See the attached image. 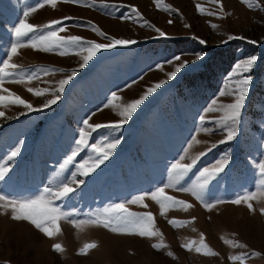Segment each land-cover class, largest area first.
<instances>
[{"label": "rangeland", "instance_id": "1", "mask_svg": "<svg viewBox=\"0 0 264 264\" xmlns=\"http://www.w3.org/2000/svg\"><path fill=\"white\" fill-rule=\"evenodd\" d=\"M250 2L252 7L241 0H160L159 6L155 0H83L81 4L56 0L55 7L44 4L24 17L35 0H0V61L7 58L16 42L14 29L20 19L41 26L61 20L65 30L58 35H77L104 44L111 41L92 31L93 25L107 36L135 41L101 50L58 93L57 103L48 107L43 105L52 98V91L37 97L28 88L54 89L69 73L46 75L39 70L53 66L74 69L82 62L81 57L75 52L61 56L58 51L22 47L10 60L23 66L21 76L39 72V78L21 82L18 76L3 83L2 88L8 91L0 90L5 96L19 95L34 109L0 105L5 113L0 116V166L9 168L0 179V193L22 199L39 195L46 188L56 191L64 183L73 192L54 201L71 217L58 221L61 232L51 238L30 222L11 218L10 208H0V264H264V214L260 211L264 192L257 187L262 179L258 165L264 161V0ZM157 28L165 35L161 36ZM176 55L180 60L173 61ZM252 55L257 57L250 73L252 80L233 126L235 135L227 140L228 129L217 123L223 113H205L204 109L213 100L217 101L215 106L234 100V96H221L220 92L228 93L235 86L240 78L234 72L235 65ZM184 61L190 63L169 79L168 74ZM161 80L166 83L150 93L121 128H101L92 133L89 145L102 144L105 138L119 140L99 167L86 176L77 167L95 157L91 147L61 167L76 149L84 119L90 124L118 122L123 119L118 114L120 105L138 99ZM113 92L121 99L113 101L116 107H105ZM201 116H205L204 121ZM204 128L212 131L204 132ZM17 148L15 159L8 161V155ZM201 152L204 155H199ZM181 156H185L181 163L199 158L177 186L171 165ZM220 161L223 170L203 190L205 201L214 204L209 210L179 188L196 184L204 168L211 169ZM169 184L172 186L165 187ZM158 187L191 207L185 210L183 205L169 202L161 215L160 205L150 195L141 203H125ZM249 190L256 194L249 201L252 211L243 202H231ZM118 203H125L130 211L152 212L155 228L168 247L159 251L152 247L161 241L160 236L117 234L91 223L72 224V220L87 221ZM173 219L189 223L173 226L169 223ZM201 234L217 255H205L206 249L195 250L201 246ZM225 240L246 247L226 244ZM93 242L96 247L87 249L86 254L79 252ZM57 243L63 252L53 250ZM183 245H190L191 250ZM168 251L175 258L167 255ZM253 252L259 255H251ZM241 254H247L243 261L230 259Z\"/></svg>", "mask_w": 264, "mask_h": 264}, {"label": "snow or ice", "instance_id": "2", "mask_svg": "<svg viewBox=\"0 0 264 264\" xmlns=\"http://www.w3.org/2000/svg\"><path fill=\"white\" fill-rule=\"evenodd\" d=\"M66 2L81 4L83 0H66ZM157 6H159L160 0H155ZM215 2H219V0H215ZM242 3H246L248 7H252L253 4L250 0H241ZM95 3V0H93ZM44 4H51L55 7L56 0H35V3L32 7L28 8L24 12V17H28L30 13L35 12L37 8L43 7ZM170 7V6H167ZM222 8V5H221ZM197 9L202 12L203 9L198 4ZM136 11V15L140 16L139 12ZM64 19H70L69 17H64ZM61 20H52L44 25H34L31 23H27L25 19H20L18 24L14 29V33L16 36V42L12 44L8 53H6L7 58L0 61V90L8 91L7 89H3L2 85L6 80L15 81L19 76L20 81L28 80L31 81L33 79L39 78V72H32L31 74L25 76H21L19 70L23 67L22 65H18L16 63H10V60L19 54L18 49L22 47H30L33 50L50 52V51H58L61 56H67L75 52V54L81 57L82 62L79 63L77 68L74 69H64L59 67H51V68H41L39 71L44 74L49 73H69L66 78L60 79L58 81V87L54 89H33L28 88V91L33 93L35 96L39 97L44 95L45 93L52 91V98L48 99L47 102L43 105V107H48L50 105L56 104L60 99L59 92H62L65 86L76 76L77 72L84 68L93 58L101 51L107 48L129 45L135 43L132 40L125 39H117L115 37L107 36L106 33L101 31L97 26H92V31L96 32L98 36L106 38L111 41L109 44L99 43L95 40H88L86 38L77 36V35H58L59 32H63L65 29L61 26ZM171 23V21H169ZM145 24H149L148 21H145ZM150 27H154V25H150ZM188 27V25H186ZM212 27H216V25H212ZM157 32L161 36H164L160 29H156ZM39 33V35H35ZM233 37H229L232 39ZM243 38V37H240ZM200 43H204L203 40ZM255 43V41H252ZM200 56H197L199 59ZM173 61L180 60V56L176 55L172 58ZM257 60L255 55L248 57L245 60L237 62L234 67V72L240 78L235 82V86L228 92L224 91L220 92L221 96L229 95L234 96V100L231 102H227L224 104L217 105V101L213 100L211 105L204 109L205 113H223L222 116L217 118V123L220 124L221 127L228 129L227 131V140L233 139L235 135L234 125L238 122L240 111L244 105L245 96L247 94L248 84L252 80V76L250 75L252 68ZM167 63H172V61H167ZM190 63L189 61H184L180 63L175 71L170 72L168 74L169 79L174 77L177 72H179L182 68L186 67V65ZM160 68V65H157ZM239 70V71H237ZM166 83V81L161 80L158 83L153 84L149 87L143 95H141L138 99H133L129 103L125 105H120L121 110L119 111V115L123 117L118 122L106 123V124H90L89 119L83 120V127L79 129V139L76 140V149L71 152L70 155L67 156V159L64 161V164L61 166L62 168L71 164L76 156L79 154V151H82L84 148L91 147L92 151L95 153V157H89L88 160L81 161V163L77 166L80 174L89 175L92 171H94L100 164H102L105 160L109 158L112 151L115 149L116 145L119 143L118 139L113 138L112 140H108L105 138V141L102 144L93 143L89 145V138L92 133L104 128L110 129L112 131H116L123 126L124 123L127 122V119L131 117L132 113L143 103V101L147 98V96L154 92L156 89L160 88L162 84ZM111 99H109L108 103L105 104V107L109 105H113V101L116 99H121L117 96V93L113 92L111 94ZM11 104V105H22L27 108L29 111L34 110L33 105L22 99L19 95L15 93H10L8 96L0 94V105ZM116 107V105H113ZM5 115L3 111H0V116ZM201 121L205 120V116L200 117ZM204 132H210L212 129L204 128L202 129ZM193 141H196V138H192ZM223 143L224 141H220ZM214 146V145H213ZM191 147V144L189 145ZM19 152V149H15L11 151L10 155H8V161L15 159ZM185 154H187V149H185ZM199 155H204L203 152L199 153ZM199 157L191 160V163H181L182 160L185 159V156H181L179 160L174 162L171 165V172L173 175V180L175 185L179 186L180 181L183 179L188 172L194 167ZM261 181L257 186L261 192H264V161H261L258 165ZM223 170V161L217 163V165L213 166L211 169L204 168L198 178V182L193 184L190 187H180L179 190L183 192H190L192 196H194L198 201L204 204V207L209 210L214 207V204L208 201H205L203 196V190L208 184L209 180L220 171ZM9 171L7 165L0 166V179H3L5 174ZM75 175V173L73 174ZM82 183V181H81ZM172 185H166L165 187H171ZM73 192V188L69 186L68 183H64L61 187H59L56 191H53L51 188H46L44 191L36 196H31L27 198H15L9 197L2 193H0V208H10L11 209V218L16 221H28L30 222L36 229H38L45 236L51 238L61 232V228L59 227L58 221L61 219L68 220L71 217L70 212H64L60 208L55 206L54 201L63 197L68 196L69 193ZM151 196V199L156 201L160 205L161 215L164 214L165 206L167 203H171L172 206L183 205L185 210L190 208L191 205L186 201L177 200L176 198L166 195L164 191V187H158L150 193H145L143 195L136 196L130 201H126L125 203L137 204L141 203L145 196ZM256 196L255 192L249 190L244 191L237 195V197L231 202L234 204L245 203L250 211L253 210V205L249 201L254 199ZM221 201H216V203H220ZM125 203L113 204L109 208H106L101 213H97L91 216L87 221H76L72 220V224L74 226H79L84 223H91L94 225H99L104 227L105 229L110 230L113 233L117 234H125V235H138L140 237H156L160 236L161 241L158 243H153L152 247L159 251L161 249L167 248L168 246L162 240V233L159 229L155 228V221L152 212H134L130 211ZM147 207V205H143ZM261 214H264V208L260 209ZM173 226L176 225H184L189 223V221H177L175 219L169 221ZM226 244H230L238 247H246L245 245H241L238 242H234L231 240H225ZM201 246L196 247L197 252H201L202 249H206L204 252L205 255H217L207 244L203 242V234H201ZM97 245L93 243H86L83 248L79 250L81 254H86V250L90 248H94ZM53 250L56 252H63L64 249L61 244H54ZM183 247L191 250L190 245H183ZM167 255L175 258L174 253L171 251L167 252ZM251 255H259V253L253 252ZM247 254H241L240 256H232L230 259L237 260L240 259L243 261L246 258Z\"/></svg>", "mask_w": 264, "mask_h": 264}]
</instances>
